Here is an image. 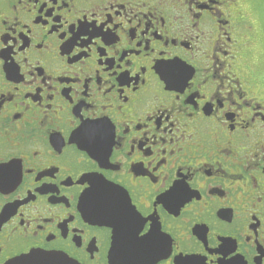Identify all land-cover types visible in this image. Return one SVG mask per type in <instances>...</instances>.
Returning a JSON list of instances; mask_svg holds the SVG:
<instances>
[{
  "label": "flooded vegetation",
  "instance_id": "af4514ba",
  "mask_svg": "<svg viewBox=\"0 0 264 264\" xmlns=\"http://www.w3.org/2000/svg\"><path fill=\"white\" fill-rule=\"evenodd\" d=\"M227 2L0 0V264H264L260 86L216 95Z\"/></svg>",
  "mask_w": 264,
  "mask_h": 264
},
{
  "label": "snow or ice",
  "instance_id": "6c2138e0",
  "mask_svg": "<svg viewBox=\"0 0 264 264\" xmlns=\"http://www.w3.org/2000/svg\"><path fill=\"white\" fill-rule=\"evenodd\" d=\"M22 3L23 0H18ZM214 4H221L223 0H212ZM225 7L231 8L229 16L225 17L226 20L233 22L232 26L226 30V37L221 39L217 38V53H216V66L215 74L221 81L216 95L220 97V104L223 105L226 100L231 99L236 101L234 93L239 91L241 96H247L249 91H256L255 85L259 84L260 100L264 102V0H228ZM199 12V9H195ZM218 15L223 16V12L219 9ZM199 27V25H196ZM237 29L239 35L233 34V29ZM199 39V35L196 36ZM105 39H109L108 34H105ZM224 53V55H221ZM0 63H3L0 61ZM211 70V69H208ZM161 76L167 79V69H159ZM229 78H231L229 80ZM229 80L232 87L228 88L227 96H223L220 89L224 88L223 81ZM206 82V81H205ZM253 97H248L252 99ZM2 107V102H0ZM264 111V109H262ZM195 116V111L191 113ZM87 121L78 127L77 132L84 133L87 129ZM173 127L175 123L173 122ZM165 131L167 127L165 126ZM3 147V141L0 140V148ZM39 154V153H37ZM3 165H0L2 167ZM91 190V189H90ZM133 213L135 209L131 210ZM147 223L146 220H141L139 226L135 230V234L143 241H148L152 238L151 231L143 232V226ZM2 227V223H0ZM2 250V249H0ZM171 251L165 253V256L171 255ZM55 253H42L34 251L31 256L22 257L16 264H61L57 260H33L31 257H45L53 256ZM227 255V253H225ZM176 264H184L180 256H176ZM231 264V262H229Z\"/></svg>",
  "mask_w": 264,
  "mask_h": 264
},
{
  "label": "water",
  "instance_id": "95a60500",
  "mask_svg": "<svg viewBox=\"0 0 264 264\" xmlns=\"http://www.w3.org/2000/svg\"><path fill=\"white\" fill-rule=\"evenodd\" d=\"M26 256H31V254L25 255L23 257ZM22 257L18 258L15 261H12L8 264H16L17 261H19ZM31 259L36 260V259H41V260H57L60 261L61 264H75L73 261H71L70 259H68L66 256L60 255V254H56L53 256H45V257H31Z\"/></svg>",
  "mask_w": 264,
  "mask_h": 264
}]
</instances>
